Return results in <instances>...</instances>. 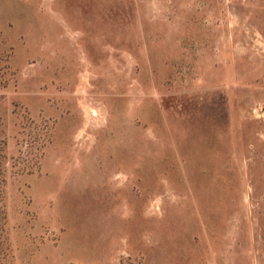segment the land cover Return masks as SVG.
Returning a JSON list of instances; mask_svg holds the SVG:
<instances>
[{"label":"rangeland","instance_id":"374dc122","mask_svg":"<svg viewBox=\"0 0 264 264\" xmlns=\"http://www.w3.org/2000/svg\"><path fill=\"white\" fill-rule=\"evenodd\" d=\"M0 264H264V0H0Z\"/></svg>","mask_w":264,"mask_h":264}]
</instances>
